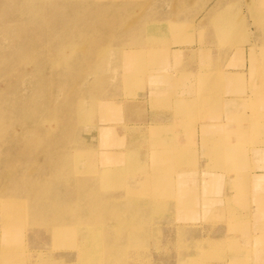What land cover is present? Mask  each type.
I'll list each match as a JSON object with an SVG mask.
<instances>
[{
    "label": "rangeland",
    "instance_id": "rangeland-1",
    "mask_svg": "<svg viewBox=\"0 0 264 264\" xmlns=\"http://www.w3.org/2000/svg\"><path fill=\"white\" fill-rule=\"evenodd\" d=\"M96 2L97 0H83V7L92 6L95 10L75 13L72 19H84L85 22L92 17L101 16L108 18L116 16L117 19L123 16L124 19L120 23L97 21L88 24L104 33H115L116 37L104 41L109 58L104 71L99 69L104 56L99 59L98 54L92 55L93 64L88 68L82 67L79 62L82 56L85 58L89 56L88 40L91 39L90 35H86L88 29L79 23L73 24L69 21L50 37H42L47 30L57 28V23L69 11L62 6L54 10L52 15H48L46 8L48 4L44 2L42 16L45 24L40 28L32 24L26 25L27 29L39 34L37 39L39 42L35 49L39 51L51 48V52L37 53V57L34 58L32 53H27V57L23 59L19 53L20 43L19 46L9 48L8 39L0 41V56L8 57V60L12 61L11 66L22 64L19 66L20 73L10 78L11 86L7 90L9 102L13 103L17 98L23 97L27 99L33 92L36 95L40 92L37 104L41 103L40 106L43 108L39 110L40 106L38 109L31 107L28 110H39L40 114L25 117L23 120L42 121L43 123L38 126L42 132L50 129V137L49 134L48 137L44 134L39 136L42 140L45 139V145L48 143L50 150L58 148L61 149L60 153L63 151L71 153L75 150L88 153L84 161L66 169L69 177L66 180L71 184L68 181L69 187L65 186L64 195L68 198H81L82 195L88 198L83 204L92 205L94 210L99 208L103 219L96 218L95 211L86 217L87 224H97L101 221L98 224L102 225L103 234L114 231L129 238L127 247L136 248L141 252H135L136 255H140V259L120 260L122 264H264V179H260L262 177H258L257 174L251 177L254 171H264V0H120L117 3L121 9L119 14H117L119 9L113 10L110 5L105 6L101 3L91 5ZM130 12L133 15L129 16ZM6 16L7 13L0 7V23ZM19 24L21 23H16ZM155 28L157 32L153 31ZM80 35L85 41L77 42ZM155 40L159 42L155 43ZM57 46L60 47L59 50ZM150 46L156 49L154 53L144 54L143 48ZM179 48H191L194 58H191V54L187 57L181 53L173 58L168 56V52L173 51L174 54ZM72 54L79 57L72 58ZM122 55L120 60L116 59ZM27 61L31 64L25 68L23 63ZM114 61L121 63L123 69H116L120 66ZM148 64H151L152 68L148 67ZM79 71L84 72L80 75ZM135 73L138 78L141 77L139 82L138 78L134 82L130 81L131 77L136 78L131 75ZM22 74L25 76L22 77ZM124 75H128L125 84L122 80ZM193 75L208 76L212 82L218 79V84L209 89V97L202 107L203 110L197 106L187 109L185 126L179 132H169L161 139L163 141L161 145L164 147L158 155L147 153L149 150L139 145L142 140L139 136H134L137 140L134 145L138 148H134L133 144H131L133 148L125 147L122 141L128 139L129 129L120 130L125 128L126 123L120 120L121 115L135 125L140 121L134 122L136 121L134 118L138 119L140 114L144 116L141 120L145 123L158 124L161 120L159 124H164L166 119L165 124L168 120L169 124L171 122L169 111L159 110L146 101L156 89L160 90L154 95L157 104L165 101L168 103L169 96L179 98V95L185 92L173 94V89L178 87L177 80L192 79ZM42 80L44 85L36 86V82L41 83ZM151 80L154 81V85L151 84ZM228 86L234 88L233 93L226 91ZM19 88L18 96L12 97ZM183 89L181 88V91ZM91 93L97 98L99 95L114 96L113 101L118 107L111 113L101 115L96 109L98 100L97 102L92 100ZM196 97V90L191 88L187 97L179 99L184 101L194 98V102ZM225 98L247 99L242 108L234 105L233 110L234 113L243 114L250 123L244 122L245 126L238 129L237 134H241L238 140H242V145L237 143V139L233 140L231 145H228L231 142L229 139L214 140L219 143L215 152L225 156L227 169L216 182L217 187L211 192L207 175H201V172L206 170L204 159L211 158L205 154V147L202 144L205 141L203 137L206 136L202 126L210 123L212 117H218L223 124L221 126L214 124V127L231 130V127H226L231 123H226ZM139 100H146V103L143 101L144 106L135 105ZM78 101L82 110L94 108L96 116H87L84 123L80 122L81 118L72 116L74 114L71 107ZM22 109L24 111L25 108ZM158 114H161L160 118L156 116ZM15 117L16 115L13 119ZM45 120H48L47 124L44 123ZM237 123L233 126L237 127L239 124ZM63 126L66 127V132ZM244 130L250 131L241 133ZM83 141V144H76ZM106 142L108 147L105 146ZM148 142H152L150 137ZM144 143L146 144V141ZM45 145L41 147L44 148L43 151L40 149L43 153L39 151V155L43 156L38 155L41 162H44L43 159L49 152ZM59 145L62 148H59ZM187 145H189L186 147L187 150H183ZM221 146H224L225 150L217 148ZM152 148L151 145V151L157 149ZM173 150L183 152L178 166L173 164L171 159L165 158L174 153ZM122 153L125 157L128 153L136 157V164L141 167L147 165L150 169L163 171L164 176L148 188L145 187L143 190L145 193L128 195L124 183L125 179L129 178L128 171L117 175L115 170H110L108 176L99 177L102 175L99 171L120 165L117 158ZM94 156L96 162L90 160ZM188 158L191 161L189 168L186 165ZM6 165L4 160L0 167ZM186 172L188 185L185 189L197 187L207 193L206 196L195 198L192 203L184 204L187 199H192L187 198L192 197L191 194L179 192V187L183 189L179 182L184 181L180 174L184 175ZM136 173L140 178L136 177L135 182L143 184L144 171L138 170ZM131 186L132 190L137 189L134 182ZM179 193H182V196L178 197ZM130 198L136 199L126 204ZM151 204L161 207V213L149 217L147 208ZM4 205L0 207L3 208ZM228 211L231 213L226 217ZM2 213L0 210V215ZM127 220L131 222L137 220L138 224L127 225ZM122 224L127 227L120 232L118 230ZM37 231L30 229L24 234L30 249L28 250L33 256L37 250H42L41 248H45L49 253L47 238ZM32 239L38 243L29 245ZM54 254L60 253L56 251ZM62 255L67 257L69 254Z\"/></svg>",
    "mask_w": 264,
    "mask_h": 264
},
{
    "label": "bare ground",
    "instance_id": "bare-ground-1",
    "mask_svg": "<svg viewBox=\"0 0 264 264\" xmlns=\"http://www.w3.org/2000/svg\"><path fill=\"white\" fill-rule=\"evenodd\" d=\"M44 2L48 4L46 7L48 10V15H52L53 11L56 10L59 6H62L69 11L63 17V19H61L57 23V28H51L47 30L42 34V37H50L52 34L58 32L69 21H71V23L73 24L79 23V25L83 26V28L88 29V33L86 35H90L92 39L88 40V42H90L89 56L87 58L82 56L79 62L82 64V67L85 66L86 68H88L93 64L91 61L92 55L98 54L99 59L104 56L99 67V69L104 71L105 66L108 63L107 60H109L107 55L108 53L104 46V41H109L110 39H113V37H116L115 33H104L99 29H94L93 26H88V24H92L97 21H100V23H110L114 21L120 23V21L124 19L123 16L120 19H117L116 16L113 18H108L107 16H101V18L92 17V19L88 22H85L84 19H72L75 13L80 14L87 10H95L92 6L83 7V0H0V7L7 13L6 18L2 19V23H0V41L8 39L9 42H7V46L9 48L19 46L20 43L19 53L22 54H20V57H23V59L27 57V53H32V58H34L37 57V53L51 52V48H43L37 51L35 48L36 44L39 42L37 41V39L39 38V34L33 30L26 28L27 24H32L36 28H40L45 24L42 16V5ZM118 2H120V0H97L96 3H91V5H98L101 3L105 4V6L110 5L114 10L120 8V6L117 5ZM122 5L125 6L124 4ZM120 10L121 9H119L117 14L120 13ZM255 11L257 10L255 9ZM128 14L129 16L133 15V13L131 12ZM17 22H20L21 24L16 25ZM153 31L157 32V28H155ZM23 38L27 40L24 41ZM151 38L152 37H150V39ZM153 38L155 39L156 37L153 36ZM83 41H85V39L80 35L77 42ZM157 42L155 40V43ZM32 43H34L33 48ZM162 43H164V41ZM56 48L57 50L60 49V47L58 46ZM150 49L152 50L149 51ZM155 50L156 49L151 46L149 48H143L144 54L150 52L154 53ZM191 50V48H179L174 52V54L173 51L168 52V56L173 58L180 55L181 53V55L183 54L189 57L191 54ZM205 54L206 53H203V55ZM123 55L120 57H116V59L120 60ZM71 56L72 58L79 57L75 54H72ZM191 58H194L193 54H191ZM30 64L31 62L27 61L23 63V67L27 68ZM11 65L12 61H9L8 57L0 56V164H2L4 160L7 163L6 166L0 167V206L5 204L3 208L0 207V210L3 211V213L0 215V264H122L120 260L133 261L138 258L140 259V255L135 254V252L141 253L139 250H136V248L127 247V244L130 240L129 238L116 234L114 231H109L106 234H103L102 225L98 224L101 221L97 224H87L86 217L91 216L90 213L95 211H97L95 217L103 219L102 213L99 208H97V210H94V207L92 205L86 206L83 204L85 200L88 201V198H84L83 195L81 196V198H68L64 195L63 191L65 189V186L68 188L69 186H67V184H69L70 182L69 180V182L66 180L67 178H69L66 174L68 171L66 169L71 168V166L73 165H77L80 161H84L88 153L77 150L72 151L71 153L70 151H63L62 153H60L61 149L58 150V148L56 150H50L51 148L48 147V143L47 146L45 145V139L42 140V137H39L42 136V134H44V136H47L50 133V129L47 128L44 132H42V129L38 127L39 124L43 123L42 121H31L29 119V122L23 120L25 117L40 114L39 110L43 108L42 106H40L41 103L40 105L37 104L40 92L37 95L34 94L35 92H33L29 97H27V99L26 97L17 98L15 102L10 103L7 98L10 97L9 94H7V90L11 86L10 78L11 76L16 77L17 74L20 73L21 69L19 68V66L22 64H18L16 67ZM117 65L120 67L116 69H123V67H121V63L117 62ZM112 67L114 70V66ZM148 67L152 68V65L148 64ZM51 69L52 68H50V70ZM82 72L84 71H79L80 75L82 74ZM198 72L200 71L198 70ZM131 75L135 76L136 78L131 77L130 81H136L138 78L137 73ZM24 76L25 74H22V77ZM127 76L128 75H124L122 77L123 84L126 83ZM140 78H138L137 82H139ZM48 81L49 83H51L49 78ZM148 82L150 83L149 80ZM151 84L154 85L153 80H151ZM177 84V89H173L174 95L175 93L177 94L180 92H185L180 94L179 96L181 98L187 97L191 91V88H194L197 93L196 100L193 102L194 98H189L182 101L181 99H179L180 97L176 98L175 96H169L170 99H168V103H166L165 101L164 103L157 104L155 102L154 95L157 91L160 90L156 89L150 94L149 100L145 98L147 99V101L139 100L135 102V105L138 106H144V103L149 102V104L154 105L157 109L159 108V110L169 111L171 122L168 124V120L167 124H165L166 119H164V124H159L161 120L158 124L152 122L150 124L145 123L141 120L144 116L142 117L140 114L141 117L139 116L138 119L134 118V120H136L134 122L140 121L139 124L135 125L134 123L129 122V119L125 120V117L121 115L120 120L126 123L124 126L125 128H122L120 130L127 131V129H129V131H127L128 139L122 141V144L125 145V147L133 148L135 141H137L134 136H139V138H142L139 145H142L144 148L146 147L147 150H149L146 151L147 153L152 152L158 155L159 151H161V148L164 147L161 145L163 143L161 139L163 137H166L168 135L167 133L179 132V130L185 126L184 118L187 109L195 108V106H197V108H201V110H203L202 107L209 97V89L211 88V86L218 84V79L212 82L208 76L202 77V75H193L192 79L187 78L182 80L180 78L179 80H177ZM37 85H44L43 80L41 81V83L36 82V86ZM188 86H190V89H188ZM181 88H184L183 91H181ZM233 90L234 88L231 86L226 87V91L228 92L232 91L233 93ZM18 93H20V88L17 93L15 92L12 95V97L18 96ZM113 97L114 96L111 97L99 95V97L97 98L96 95L92 96V93L90 94V98L92 100L96 102L98 100L96 109L101 115L111 113L115 110V107H118L116 106V103H114L115 97ZM91 99H89V101ZM245 100L247 99L233 100L231 98H225L224 105L225 107L235 105L238 106V108H242ZM79 101L75 106L71 107V112L72 114H74L72 116L81 118L80 122L83 123L87 116H96L97 112L94 108H89V110H82L79 106ZM31 107H36L37 109L39 107V110L28 111ZM22 108H25L24 111ZM14 115H16L15 119H13ZM154 115L155 114H153V116ZM160 115L158 114L156 116H159L160 118ZM231 115L232 116L228 117V122H238L239 124L237 123V129L245 126V123H248L246 117L243 114L231 113ZM47 121L45 120L44 123L46 122L47 124ZM11 122H13L12 125ZM220 129L224 128L214 127L213 130L219 131ZM63 130L64 132H66V127L63 126ZM225 131L227 130H224V132ZM32 135L38 137H29ZM149 137L152 139L151 143L148 142ZM51 139L53 138L51 137ZM64 139L65 138H63V141ZM145 141L146 144L144 143ZM83 143L84 141L81 143L76 142L77 145ZM172 144L173 143L171 142L170 146H172ZM231 144V142L228 143V145ZM43 145L47 147V149H45L47 150V152H49L46 156L44 155V162H41L42 160H39V156H43V154L39 155V153L43 151L44 148L41 149ZM151 145L153 147L152 149H157L151 151ZM239 145H242V140H239ZM105 146L108 147L107 142L105 143ZM59 148H62V146L60 147L59 145ZM134 148H138V146L134 145ZM40 149L42 151H40ZM182 156V150H175L174 153L165 156V158L171 159L173 161V164H176V166H178V164L181 162ZM90 160L96 162V157L94 156ZM117 160L120 163V165L117 167L105 171H99L97 168L96 169L102 173V175H100L99 177L108 176V174L111 173L110 170H115L117 172V175L128 171L129 178H126L124 181L128 189V195L134 196L138 193H143L145 187L148 188L149 185L154 184L164 176L163 171L150 169V167H148L147 165L141 167V165L136 164L137 158L129 153L126 157L122 153L117 158ZM147 164H149V162ZM152 168L154 167L152 166ZM117 170H119V172ZM138 170L144 171L143 174L145 182L143 184L141 182L138 183V181L135 182L134 180L136 179V177H139L136 173ZM133 182L137 188L136 190L131 189V183ZM146 190L147 193H149V190ZM180 196H182V193L178 194V197ZM135 199L136 198H130L129 201L127 200L126 204L135 201ZM192 202L193 199H187L184 204ZM161 211V207L157 205L153 206L151 204V206L147 208V215H149L150 217V215L152 216L161 213ZM81 222H84L85 224ZM126 224L137 225L138 221L133 220L131 222L130 220H127ZM127 225L122 224L121 228L118 231L122 232L123 228L127 227ZM30 229H36L40 231L41 234L45 238H47L46 240H48L49 253L45 251V248H41L42 250H37L34 256L30 254V249L26 244V240L24 239L25 232ZM35 238L36 237L34 236V239ZM37 243L38 242L36 240L32 239L29 245L33 246ZM56 251L60 254L55 255L54 252ZM62 254L69 255L66 257Z\"/></svg>",
    "mask_w": 264,
    "mask_h": 264
},
{
    "label": "crops",
    "instance_id": "crops-1",
    "mask_svg": "<svg viewBox=\"0 0 264 264\" xmlns=\"http://www.w3.org/2000/svg\"><path fill=\"white\" fill-rule=\"evenodd\" d=\"M233 107H234V105L224 107V113L226 115V120H227L226 123H231V125H226V127H231V130L226 129V128L220 129L219 131L213 130L214 124H216V125L219 124L220 126H221V124H223L222 121H220L218 117H212L211 118L212 121L210 123L204 124V126H202V130L204 131V133L206 135L203 137V140L207 141V142L203 141L202 144L205 147V154H208L209 156H211V158H207V159L205 158L204 159L206 161L204 163L206 170L205 171L203 170L201 172V175L202 174L207 175L206 179L208 180L207 183L210 185L211 192L214 191V189L217 187L216 182L219 181L220 176H222L223 172H225V169H227V166L225 165V162H224L225 156H223L222 154H220L218 152H215V150H218V149H216V146L219 145V143L214 142V140L229 139V140H231V143H232L233 140H235V139L238 140V138L241 137V134H237V132H239L237 127L233 126V124L236 122H228V117L232 116L231 113L234 114ZM212 114H214V113H212ZM249 123L250 122H248V124ZM251 125H252V123H251ZM224 130H227V131L224 132ZM248 131H250V130H244L241 133H247ZM177 136L180 137V134H178ZM181 137H183V136H181ZM239 140L237 141L238 144H239ZM222 144H223V142H222ZM188 146L189 145L184 146L183 150H187L186 147H188ZM217 148H219L221 150H225L224 146L217 147ZM231 149L233 150V146L231 147ZM192 160H193V158H192ZM190 162H191L190 158H188V162H186V165L188 168L191 166ZM187 174H188V172H186L184 175L180 174L181 176H183L184 181L179 182L183 185V189L181 187H179L180 188L179 192H183V193H185V195L191 194L192 197L187 196V198H192L193 201H195V198H198V197L200 198L201 196H206L205 193H207V192L204 189L201 190V188L198 189L197 187H195V188L191 187V189L190 188L185 189L186 185H188V180H186ZM256 174L258 177H260V176L262 177L260 179H264V171H258V172L254 171L251 173V177L256 176ZM210 190L208 192H210ZM230 213L231 212L228 211L226 214V217L229 216Z\"/></svg>",
    "mask_w": 264,
    "mask_h": 264
}]
</instances>
